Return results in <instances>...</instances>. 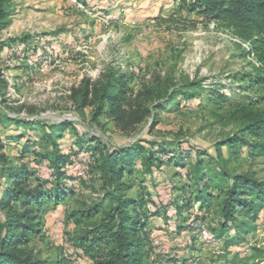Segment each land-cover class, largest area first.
Listing matches in <instances>:
<instances>
[{
	"label": "rangeland",
	"instance_id": "1",
	"mask_svg": "<svg viewBox=\"0 0 264 264\" xmlns=\"http://www.w3.org/2000/svg\"><path fill=\"white\" fill-rule=\"evenodd\" d=\"M193 1L6 2L0 18V211L5 206L34 220L33 232L25 238L14 233L13 244L0 232V259L93 264L79 240L101 236L109 219L117 220L110 212L113 188L93 150L98 141L110 153L144 150L120 179V195L138 202L136 211L144 215L142 264H264V203L256 217L237 212L235 223L222 228L221 200L196 201L197 171L199 186L215 197L207 182L213 173L231 184L244 177L264 185V135L248 137V145L226 144L248 124L232 105L254 97L238 86L256 66L245 56L249 44L192 11ZM122 74L141 110H130L120 125L106 110L93 121L96 88ZM214 93L229 101L212 99ZM78 136L82 147L75 144ZM53 160L61 165L57 181ZM12 172L30 175L16 188L41 185L46 192L62 185L67 201L41 208L5 201Z\"/></svg>",
	"mask_w": 264,
	"mask_h": 264
},
{
	"label": "trees",
	"instance_id": "2",
	"mask_svg": "<svg viewBox=\"0 0 264 264\" xmlns=\"http://www.w3.org/2000/svg\"><path fill=\"white\" fill-rule=\"evenodd\" d=\"M1 2L2 0H0V18L8 0H4V4H1ZM191 10L229 29L237 39L248 43L251 48L245 56L247 58L251 57L256 69L251 71L252 75L247 74L244 75V79L240 78L238 90L252 93L254 97L241 105H232V109L236 111L235 113L242 115L240 120L246 121L248 124L242 127L238 136L226 142V144L232 145L241 141L244 145H248L246 141L248 137H262L264 135V0H194ZM244 83L247 84L244 85ZM96 89L98 105L92 116L93 121H96L106 110L107 115L113 117L120 125L125 123L130 110H141L140 97L138 94L135 97L132 96L133 91L129 88L123 74L117 79L111 76L109 81ZM211 98L221 103L229 101L225 95L220 93L212 94ZM141 120L142 117L134 119L136 122ZM66 125L68 123L61 127L62 129L59 131L63 132L67 128ZM47 137H50V135ZM95 141L97 139L92 142ZM75 144L82 147L83 140L80 136L77 137ZM249 146L252 149L261 148V145L257 143H250ZM93 150L101 158L100 175L104 178L105 183L113 188V192L109 195L113 202V208L110 212L115 215L117 220L111 217L109 222L106 223L107 225L103 227L104 231L101 236L80 239L79 247L93 264H142L148 238V234L144 230V215L136 211V207L139 206L138 202L125 199L120 195V179L123 173L129 170L128 167L133 156L143 154L144 150L140 148L137 153L133 148H129L110 153L98 141ZM51 164L54 172L53 177L57 181L61 178V165L57 160H53ZM200 166L201 163L197 162L195 167L199 170ZM16 176L17 174L14 172L7 176V179L12 181L13 186L5 193V201L23 199L22 206L34 205L41 208L43 205L51 203L54 206H60L68 199L67 190L62 185L46 192L41 190V185H37V190L16 188L15 183L19 178L25 181L30 175L21 173L19 177ZM65 178L68 179V177ZM194 179L192 185L197 189L195 192L197 194L196 201L221 200L219 214L224 220L222 228H228V222L235 223L237 212L254 213L256 217L257 211L255 208L258 204L264 203V185L254 183L247 178H236L231 184L229 178L224 174L213 173L212 177L207 179V182L212 184L210 185L211 190L216 193V197L211 195L212 193L205 194L204 187L199 186L203 180L199 171L194 175ZM24 181H22L23 184ZM247 198L255 199L256 204L253 201H247ZM129 208H131L132 216L127 211ZM0 214H4V217L0 218V232H7L8 238L6 240L8 244H13L14 233L18 231L23 232L24 238L33 232L29 222L34 219L29 217L27 212L22 215L14 214L4 206ZM110 224H112V227L109 226ZM244 226V223L237 224L235 229L238 230L244 228ZM139 233H141L140 237L138 236ZM23 242H25V239ZM1 256L0 264L4 262L8 264H40V262L30 258L20 260L10 255L3 254ZM57 264L72 263L60 259Z\"/></svg>",
	"mask_w": 264,
	"mask_h": 264
}]
</instances>
